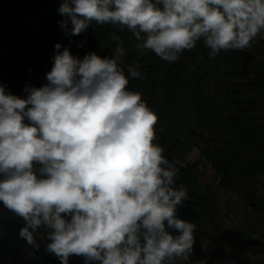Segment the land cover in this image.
Masks as SVG:
<instances>
[{
	"label": "clouds",
	"instance_id": "obj_1",
	"mask_svg": "<svg viewBox=\"0 0 264 264\" xmlns=\"http://www.w3.org/2000/svg\"><path fill=\"white\" fill-rule=\"evenodd\" d=\"M57 11L66 34L110 24L168 64L198 41L215 58L264 31V0H64ZM113 39L103 58L55 44L48 83L26 86V99L0 86V202L26 222L19 235L28 245L38 248L35 234L49 230L47 250L62 264L71 255L98 264L189 261L196 225L177 215L188 191L174 186L179 169L155 142L157 115L128 90L129 77L145 78L141 66L126 75L125 48Z\"/></svg>",
	"mask_w": 264,
	"mask_h": 264
},
{
	"label": "trees",
	"instance_id": "obj_2",
	"mask_svg": "<svg viewBox=\"0 0 264 264\" xmlns=\"http://www.w3.org/2000/svg\"><path fill=\"white\" fill-rule=\"evenodd\" d=\"M63 2L0 0V86L26 99V86L48 83L55 44L80 59L90 52L103 58L112 55L117 47L113 35L118 36L126 53L125 74L128 65L138 63L145 77H129L128 90L139 92L157 115L155 142L179 169L174 186L188 191L177 215L196 225L193 252L189 261L175 264H264V31L250 47L221 50L215 58L198 41L178 62L168 64L151 50L137 49L131 33L110 24L93 22L79 35L66 34L59 23L66 17L57 11ZM194 150L213 171L214 185L203 183L199 164H182ZM232 197L239 212L230 203ZM25 226L0 202V236L29 247L37 264H62L47 250L49 230L37 231L36 248L19 235ZM68 264L98 262L71 255Z\"/></svg>",
	"mask_w": 264,
	"mask_h": 264
},
{
	"label": "rangeland",
	"instance_id": "obj_3",
	"mask_svg": "<svg viewBox=\"0 0 264 264\" xmlns=\"http://www.w3.org/2000/svg\"><path fill=\"white\" fill-rule=\"evenodd\" d=\"M199 164L203 176V183L214 185V173L210 166L205 164L200 159L199 152L197 150L192 151L182 164ZM230 203L235 205V211L239 212V203L235 197H232ZM0 261L5 264H37L36 260L31 254V250L26 245L22 244L18 240H11L0 236ZM209 264H232L228 260L223 262L220 260H213Z\"/></svg>",
	"mask_w": 264,
	"mask_h": 264
}]
</instances>
